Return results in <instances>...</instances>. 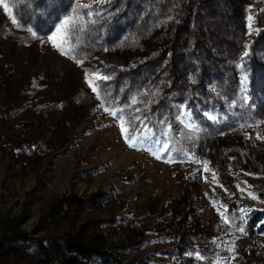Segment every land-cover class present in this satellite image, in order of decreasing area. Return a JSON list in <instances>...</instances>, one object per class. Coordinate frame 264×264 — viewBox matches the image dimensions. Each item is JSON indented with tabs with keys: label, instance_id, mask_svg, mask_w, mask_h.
<instances>
[{
	"label": "rangeland",
	"instance_id": "1",
	"mask_svg": "<svg viewBox=\"0 0 264 264\" xmlns=\"http://www.w3.org/2000/svg\"><path fill=\"white\" fill-rule=\"evenodd\" d=\"M261 150L264 0H0V264H264Z\"/></svg>",
	"mask_w": 264,
	"mask_h": 264
},
{
	"label": "trees",
	"instance_id": "2",
	"mask_svg": "<svg viewBox=\"0 0 264 264\" xmlns=\"http://www.w3.org/2000/svg\"><path fill=\"white\" fill-rule=\"evenodd\" d=\"M257 157L258 166L260 169H264V150L258 152ZM191 224L195 231L201 230L198 219L193 220ZM64 248L68 254L67 259L63 260L66 262L65 264H80L82 258H99L109 255L104 241L99 236L92 238L71 237L65 240Z\"/></svg>",
	"mask_w": 264,
	"mask_h": 264
},
{
	"label": "snow or ice",
	"instance_id": "3",
	"mask_svg": "<svg viewBox=\"0 0 264 264\" xmlns=\"http://www.w3.org/2000/svg\"><path fill=\"white\" fill-rule=\"evenodd\" d=\"M5 7H7V5H5ZM81 7L82 8H87V7H90V6L89 5H81ZM87 15L91 16L92 13L89 12V13H87ZM69 19L70 18L66 16L64 18L63 24H61L60 26L56 27V32L53 33V36L51 37V39L53 40V43H56V39H55L56 33H59L61 31V29H63L64 26L69 23ZM249 20H251V17H249ZM84 30H86V29H84L80 25H73L70 29L67 30L66 35H65V39L71 40V39H73V33L78 32V31H84ZM245 55H247V53H245ZM77 62L81 63V64L83 63L82 60H78ZM100 79H107V77L101 76ZM105 111H109V109H105ZM121 111H122V109H121ZM111 114L113 116H116L117 115L116 110H112ZM136 119H139V118L137 117ZM124 123L125 122H124L123 118H121V130H122V132H126V129L124 128ZM141 129H137L135 132H132L131 133V138H129L128 134L125 135V139L129 142L130 146L136 147L138 144H142V143H158L156 141L149 140L148 132L151 131V130L147 128V125H141ZM153 135H154V133H153ZM162 147L165 150H167L168 145L164 144V145H162ZM153 155H156V153L153 152ZM203 170L207 171V168L205 167ZM213 178H215V174H213ZM225 191H227V189H225ZM241 191H243V189H241ZM249 195L254 197L253 193H249ZM239 231L243 232L244 230L241 228V229H239Z\"/></svg>",
	"mask_w": 264,
	"mask_h": 264
}]
</instances>
